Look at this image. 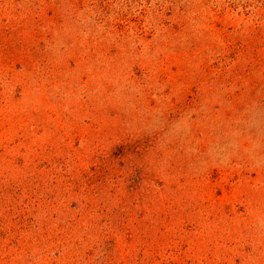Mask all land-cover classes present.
<instances>
[{
  "label": "rangeland",
  "instance_id": "374dc122",
  "mask_svg": "<svg viewBox=\"0 0 264 264\" xmlns=\"http://www.w3.org/2000/svg\"><path fill=\"white\" fill-rule=\"evenodd\" d=\"M0 264H264V0H0Z\"/></svg>",
  "mask_w": 264,
  "mask_h": 264
}]
</instances>
